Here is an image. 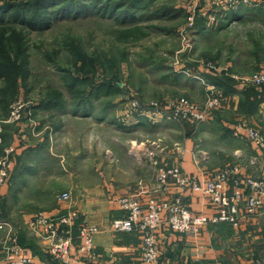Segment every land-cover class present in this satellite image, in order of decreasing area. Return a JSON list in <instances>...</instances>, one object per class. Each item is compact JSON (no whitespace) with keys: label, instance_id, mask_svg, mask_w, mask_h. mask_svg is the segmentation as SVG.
Segmentation results:
<instances>
[{"label":"crops","instance_id":"obj_1","mask_svg":"<svg viewBox=\"0 0 264 264\" xmlns=\"http://www.w3.org/2000/svg\"><path fill=\"white\" fill-rule=\"evenodd\" d=\"M212 1L207 5L213 10L203 15L205 31L211 29L208 24L215 15L221 23L231 19L234 24L239 16L246 17L255 10L220 11ZM240 59L218 67L215 77L209 66L197 68L204 80L187 84L191 94V88L198 90L199 97L189 95L190 99L203 103L209 88L219 85L228 100L227 109L214 111L206 122L197 125L174 120L166 110L156 120L130 113L128 97L107 88L87 97L79 93L78 105L70 90L67 95L63 93L62 100L48 92L34 105V112L41 110L45 120L35 126L20 123L5 127L0 153L4 147L14 149V168L9 182L0 190V222L13 225L22 247L36 264H59L48 253L47 243L31 233L27 220L39 212L66 213L57 196L70 192L73 207L80 213L74 227L73 264H142L141 235L112 230L113 220L126 217L116 198L141 188L146 202L160 167L180 166L189 175L201 176V170L206 173L237 165L243 175L264 179V149L252 143L243 130L237 133V126L245 123L264 135V88H244L234 79L264 69V63L253 65L251 57L245 55ZM147 110H151L149 105ZM35 129L42 133L35 134ZM149 139L159 146L148 144ZM149 151L155 156L149 157ZM177 195L172 189L158 196L171 201ZM184 199L196 214L213 212L200 195L187 191ZM82 222L101 229L93 239L94 258L76 251L83 243L79 236ZM4 236L0 232V241ZM159 239L163 264H252L255 257L264 258V207L239 229L227 224L203 229L196 246L167 227Z\"/></svg>","mask_w":264,"mask_h":264},{"label":"rangeland","instance_id":"obj_2","mask_svg":"<svg viewBox=\"0 0 264 264\" xmlns=\"http://www.w3.org/2000/svg\"><path fill=\"white\" fill-rule=\"evenodd\" d=\"M207 1L197 0L193 24L189 20L188 7L195 5V0H100L106 11H114L113 8L124 3L118 14L126 15V18H110L112 15L101 14L72 20L61 18L45 31L23 27L21 23L10 21V13L9 16L1 14L7 20L6 35L22 32L28 40L30 75L28 83L18 85L16 80L12 85L0 79V87L8 89L5 90L7 104L0 101V121L9 117L10 106L20 99L32 104L29 108L31 115L24 117L22 123L34 125L41 122L45 120V114L41 110L34 112L35 102H42L48 92L50 95H55V91L67 95L68 90L73 92L69 93L74 94L71 96H74L72 98L76 105L79 103V93L87 97L97 88L110 87L128 97L127 109L133 96L147 105L168 101L165 103L167 106L186 99L203 106L211 91L216 95L221 94V86L212 85L214 89L209 88L203 103L190 99L192 95L199 97L196 95L198 90L191 88L195 95L191 94L187 84L203 83L204 80L197 74V68L209 66L215 77L218 67L233 63L242 55L251 57L253 65L264 63L263 10L255 9L246 17L239 16L240 19L234 24L230 23L231 19L221 23L217 13L218 16L215 15L208 24L211 29L205 31L206 19L203 15L207 16L208 11L213 10V7H208ZM2 30L0 27V33ZM78 48L86 55L84 61L92 60L91 66L90 63L83 65L84 61L75 57ZM240 60L245 61L246 58ZM87 79V82L82 81ZM73 82L75 84L71 90L69 88ZM240 84L244 88H256ZM75 89L80 92L76 93ZM10 95L13 96L9 98ZM227 104L228 100L224 108L212 109V113L227 109ZM10 125L13 124L4 126L2 146L5 127ZM34 133L42 132L35 129ZM152 142L149 139L148 144L152 145ZM27 157L30 156L25 155ZM253 260H257V257Z\"/></svg>","mask_w":264,"mask_h":264},{"label":"built area","instance_id":"obj_3","mask_svg":"<svg viewBox=\"0 0 264 264\" xmlns=\"http://www.w3.org/2000/svg\"><path fill=\"white\" fill-rule=\"evenodd\" d=\"M194 3L195 5L188 7L189 20L192 24L195 20L197 0ZM211 5L226 12L241 8L264 11V0H213ZM234 79L242 84L264 88V69L248 77L234 76ZM216 94L211 91L203 106L181 99L167 106L153 102L149 105L151 110H147V105L133 96L128 111L156 120L162 110H166L174 120L197 125L209 119L212 109L224 108L227 98ZM30 106L31 102H23L20 99L12 103L9 117L0 121V147L3 144L4 126L22 123L24 117L31 115ZM237 127V133L243 130L252 143L264 149V135L257 128L245 123H240ZM24 139L25 135H22V140ZM152 145L159 146L157 142ZM13 153L12 147L4 148L0 153V190L11 177L14 168ZM147 154L149 157L155 156L154 151ZM201 171V176H193L187 174L180 166H163L157 171L156 181L152 191L147 195L146 202H143L145 193H142L141 188L138 192L130 191L116 198L117 205L126 213V217L113 220L112 230L115 233L136 232L141 235L142 264H163L159 235L166 227L191 239L192 242L189 244L196 246L195 243L200 239L203 229L218 224H227L233 229H239L243 222L253 220L264 207V179L243 175L237 165L226 166L212 172ZM172 189L179 193L175 199L169 201L158 196L167 194ZM187 191L200 195L208 202L213 210L212 214L194 213L184 199ZM57 202L66 207V213L51 215L39 212L27 220V225L32 234L47 243L48 253L59 264H73L71 253L75 242L74 227L80 213L73 207L70 192L58 195ZM100 231L97 225L82 222L79 226V236L83 243L77 248V253L94 258L93 239ZM0 232L5 233L0 241V252L3 256L0 264H36L34 258L22 247L11 223L0 222ZM252 264H264V258L254 260Z\"/></svg>","mask_w":264,"mask_h":264},{"label":"trees","instance_id":"obj_4","mask_svg":"<svg viewBox=\"0 0 264 264\" xmlns=\"http://www.w3.org/2000/svg\"><path fill=\"white\" fill-rule=\"evenodd\" d=\"M124 6L125 4L121 3L118 7L113 8L114 11H106V8H102L100 0H92L90 2L86 0H0V27L1 29L3 28L0 33V79L4 83L7 82L12 85H15L14 81L16 80L18 85L25 82L28 83V77L30 75L28 69V40L25 35H22V32L6 35V32H8L6 30L8 28L5 25L7 20L1 17V14H7L9 16L10 13V21L21 23L23 27L31 30L45 31L53 26V22L61 18L72 20L101 14L104 16L112 15L110 18L120 16L124 19L126 15L118 14L120 12L119 10ZM27 18L29 21H27ZM49 18H51L50 21ZM75 54L78 60L84 61L86 59L85 53L81 52L79 48L75 51ZM89 63L91 66V59H88V62L84 61L83 65H89ZM82 81L87 82L88 79ZM70 89H73V85L70 86ZM107 89L115 94L118 93L116 88L111 89L109 87ZM107 89L97 88L95 91L100 94ZM5 90L8 91L7 88L0 87V95H2L0 101L7 104L8 95L5 96ZM77 92L79 93L80 91ZM12 96L10 95L9 98ZM54 96L57 97L56 100H62L64 95L63 93L55 91Z\"/></svg>","mask_w":264,"mask_h":264}]
</instances>
